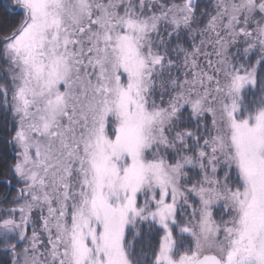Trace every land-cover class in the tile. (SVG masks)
I'll use <instances>...</instances> for the list:
<instances>
[{
    "label": "snow or ice",
    "instance_id": "1",
    "mask_svg": "<svg viewBox=\"0 0 264 264\" xmlns=\"http://www.w3.org/2000/svg\"><path fill=\"white\" fill-rule=\"evenodd\" d=\"M0 264H264V0H0Z\"/></svg>",
    "mask_w": 264,
    "mask_h": 264
},
{
    "label": "trees",
    "instance_id": "2",
    "mask_svg": "<svg viewBox=\"0 0 264 264\" xmlns=\"http://www.w3.org/2000/svg\"><path fill=\"white\" fill-rule=\"evenodd\" d=\"M0 143H2V140H0Z\"/></svg>",
    "mask_w": 264,
    "mask_h": 264
}]
</instances>
